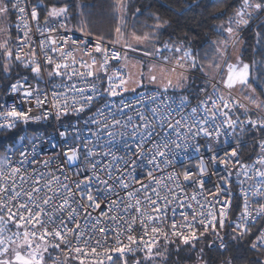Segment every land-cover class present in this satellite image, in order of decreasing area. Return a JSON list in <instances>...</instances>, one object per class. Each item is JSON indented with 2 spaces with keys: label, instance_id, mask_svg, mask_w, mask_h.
I'll use <instances>...</instances> for the list:
<instances>
[{
  "label": "snow or ice",
  "instance_id": "1",
  "mask_svg": "<svg viewBox=\"0 0 264 264\" xmlns=\"http://www.w3.org/2000/svg\"><path fill=\"white\" fill-rule=\"evenodd\" d=\"M220 5L218 39L197 44L162 40L170 21L150 11L126 33L129 0L110 38L76 0H0V264L264 257V58L242 37L254 25L264 56V0ZM41 121L46 136L27 132Z\"/></svg>",
  "mask_w": 264,
  "mask_h": 264
},
{
  "label": "trees",
  "instance_id": "2",
  "mask_svg": "<svg viewBox=\"0 0 264 264\" xmlns=\"http://www.w3.org/2000/svg\"><path fill=\"white\" fill-rule=\"evenodd\" d=\"M114 0H76V3L87 5L84 9L86 17L91 19L94 28L93 31H99L103 33L106 38L114 36L113 29L115 22L111 18V5ZM199 4V7L197 5ZM141 5H152L150 9H146L145 15L138 19H133V13L136 7ZM191 5L189 8L188 6ZM220 0H129L128 10V27L126 33L131 30L132 25L135 24L137 30H143V25L147 23H153L152 20L148 19V12H154L161 16L162 20L170 21V26L163 30L161 39H167L169 34L175 35L176 33L183 34L188 32L190 37L196 38V43L199 44L201 40L218 39L217 35L212 31V26L219 23L218 20H214L212 17L215 15L216 10L220 7ZM177 12H182V15H177ZM87 14H91L90 16ZM255 26L245 30L242 33L243 39L246 43L243 45V54L246 61L252 59L261 60L264 56L257 55L254 50V39L253 33ZM199 34L198 36L196 34ZM199 74V73H197ZM201 75V74H200ZM197 84H201V81L197 80ZM4 90L0 88V102ZM42 126L31 124L27 127L29 131H35L40 129ZM227 239V238H226ZM203 243H206L204 241ZM203 246L198 245V247ZM233 251L230 250L225 253L224 259L233 255ZM239 254L243 255L245 259L243 261H234V264H250L255 259H264L258 254L249 252L246 248H241ZM209 255L218 258L217 252H210ZM187 264H192L191 261Z\"/></svg>",
  "mask_w": 264,
  "mask_h": 264
},
{
  "label": "built area",
  "instance_id": "3",
  "mask_svg": "<svg viewBox=\"0 0 264 264\" xmlns=\"http://www.w3.org/2000/svg\"><path fill=\"white\" fill-rule=\"evenodd\" d=\"M68 35L73 36L74 38H77L80 36V33H78V32L77 33H71L70 32V33H68ZM197 75L201 76L200 81H201V85H203L205 78L202 77V75H199V74H197ZM214 82L215 81H212V83H214ZM208 87H209V91H211L210 84L208 85ZM4 99H6V97H5L4 92H3L1 102H3ZM7 99H8V103L11 104L12 100L10 98H7ZM34 124L40 125L42 127L38 130H35V131H29L28 129H26L29 134L35 133V134L40 135V136H46L49 132L52 131V128L49 126V122H47V121H41L39 123H34ZM245 139L247 140V137H245ZM250 153H251V141L249 140V141H247V147L242 152V157L246 159ZM210 240H211V238L209 239V241H206V243L210 242Z\"/></svg>",
  "mask_w": 264,
  "mask_h": 264
},
{
  "label": "rangeland",
  "instance_id": "4",
  "mask_svg": "<svg viewBox=\"0 0 264 264\" xmlns=\"http://www.w3.org/2000/svg\"><path fill=\"white\" fill-rule=\"evenodd\" d=\"M229 54L231 55L232 54V50L230 49L229 50ZM130 55V57L132 58V59H139L140 57H139V55L138 54H136V53H131V54H129ZM200 75V74H199ZM199 81H200V79H198ZM149 87H151V86H149Z\"/></svg>",
  "mask_w": 264,
  "mask_h": 264
}]
</instances>
